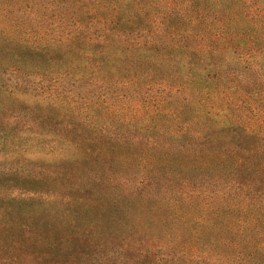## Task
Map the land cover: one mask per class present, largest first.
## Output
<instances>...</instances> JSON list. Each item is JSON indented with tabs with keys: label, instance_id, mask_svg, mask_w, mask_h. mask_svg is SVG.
<instances>
[{
	"label": "trees",
	"instance_id": "16d2710c",
	"mask_svg": "<svg viewBox=\"0 0 264 264\" xmlns=\"http://www.w3.org/2000/svg\"><path fill=\"white\" fill-rule=\"evenodd\" d=\"M0 264H264V0H0Z\"/></svg>",
	"mask_w": 264,
	"mask_h": 264
}]
</instances>
